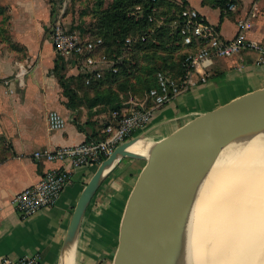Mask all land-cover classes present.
<instances>
[{
  "label": "crops",
  "instance_id": "1",
  "mask_svg": "<svg viewBox=\"0 0 264 264\" xmlns=\"http://www.w3.org/2000/svg\"><path fill=\"white\" fill-rule=\"evenodd\" d=\"M187 1L188 8L199 11L226 40L237 36V20L248 18L247 39L264 46V0H236V12H222L203 0ZM54 11L49 0H0V259L37 256L39 264H61L75 209L98 167L73 169L57 205L27 219L21 218L12 200L50 170L66 166L37 161L36 152L101 139L112 117L111 112L93 118L71 107L55 70L62 68L64 78L74 80L77 96L76 85L85 75L75 58L55 53L47 35ZM259 61L260 54L254 51L207 61L200 69L206 82H197L166 106L154 109L153 121L141 137L168 142L210 116L263 93L264 64ZM152 105L148 102L146 106ZM51 111L66 119L63 130L50 129L47 117ZM152 168L150 159L129 154L108 172L85 213L73 248L79 264H96V259L99 264L117 263L130 203Z\"/></svg>",
  "mask_w": 264,
  "mask_h": 264
},
{
  "label": "water",
  "instance_id": "2",
  "mask_svg": "<svg viewBox=\"0 0 264 264\" xmlns=\"http://www.w3.org/2000/svg\"><path fill=\"white\" fill-rule=\"evenodd\" d=\"M141 138L118 146L98 167L75 209L65 251L75 245L85 213L108 172L131 154L150 159L153 168L130 203L116 264H184L199 201L228 165L264 143V92L163 142L160 158L130 151Z\"/></svg>",
  "mask_w": 264,
  "mask_h": 264
},
{
  "label": "built area",
  "instance_id": "3",
  "mask_svg": "<svg viewBox=\"0 0 264 264\" xmlns=\"http://www.w3.org/2000/svg\"><path fill=\"white\" fill-rule=\"evenodd\" d=\"M228 11L236 12L237 5H229ZM140 12L141 7H137L136 13ZM152 12L155 13L156 9H152ZM180 18L182 24L177 34L185 47L195 49L185 57L182 77L174 79L158 73L157 86L149 91L144 106L129 114L114 111L111 121L105 126V137L85 141L75 147L36 152L34 157L37 161H57L66 163V166L50 170L41 181L13 198L12 204L22 219H27L42 209L55 207L71 182L73 169L93 165L99 167L113 155L118 146L141 136L153 121L154 109L166 106L197 82H206V76L200 73V69L207 61L232 58L245 51H254L260 54L259 62L264 64V46L247 39L248 18L237 20L238 33L232 40L224 39L218 28L206 21L196 9L184 10ZM154 20V16L150 15L149 21L153 23ZM163 24L164 19H161L159 25ZM175 25L176 23L173 24ZM51 41L57 56L75 58L79 62L82 73L87 76V85L92 79H102L106 73H117L118 65L124 58L101 55L100 52L104 48L102 39L84 38L79 32L72 31L62 23L53 26ZM145 41L146 36L130 37L126 39V46L130 50L132 44ZM148 102L153 104L152 107L146 106ZM47 121L52 131L63 130L67 126L66 119L58 111H51ZM0 264H39V259L37 256H27L14 261L4 257L0 259Z\"/></svg>",
  "mask_w": 264,
  "mask_h": 264
},
{
  "label": "bare ground",
  "instance_id": "4",
  "mask_svg": "<svg viewBox=\"0 0 264 264\" xmlns=\"http://www.w3.org/2000/svg\"><path fill=\"white\" fill-rule=\"evenodd\" d=\"M164 148L142 137L130 151L160 157ZM188 243L184 264H204L207 255L209 264H264V143L220 173L198 203ZM74 246L61 264H76Z\"/></svg>",
  "mask_w": 264,
  "mask_h": 264
},
{
  "label": "trees",
  "instance_id": "5",
  "mask_svg": "<svg viewBox=\"0 0 264 264\" xmlns=\"http://www.w3.org/2000/svg\"><path fill=\"white\" fill-rule=\"evenodd\" d=\"M176 3L172 0H114L113 5L107 9L101 8L97 14V23L94 24V32L86 36L90 40L102 39L104 48L101 50V55H106L110 58L113 56H124L121 63L118 65L117 73H106L102 79H92L89 85L86 84L87 76H82L80 82L87 88H94L95 85L104 84L107 82H119L120 80H130L135 68L134 60L148 46L158 45L160 40L168 35L173 49L177 51L179 56L178 68L176 71L161 72L171 78L180 79L184 72L183 63L185 57L195 49L191 50L182 44V39L177 31L179 30L182 21L181 13L188 9L186 1ZM211 3L214 7L220 8L222 12H229V5L235 3L236 0H205L203 4ZM178 6L179 8L173 12H168L170 6ZM141 7V12L136 13V8ZM156 9L153 13L152 9ZM136 13V15H135ZM153 15L155 20L153 23L149 21V16ZM161 19H164V24L159 25ZM176 23L175 26L173 24ZM146 36L145 42H138L130 46V50L126 46L127 38ZM85 38V37H84ZM62 68L57 67L56 75L59 77L62 87L64 88L65 96L69 98L71 107H74V102L77 99V93L72 83L74 80H66L62 74ZM157 75L155 76V84L149 88V91L157 86ZM73 88H72V87ZM118 108L114 111H121Z\"/></svg>",
  "mask_w": 264,
  "mask_h": 264
},
{
  "label": "rangeland",
  "instance_id": "6",
  "mask_svg": "<svg viewBox=\"0 0 264 264\" xmlns=\"http://www.w3.org/2000/svg\"><path fill=\"white\" fill-rule=\"evenodd\" d=\"M55 7L54 20L50 24L47 35L52 38V28L57 23H62L72 31L79 32L87 38L94 32V24L97 23V14L102 6L107 9L113 5L114 0H49ZM182 3V0H172ZM186 3L188 4L187 0ZM205 0H203L204 3ZM179 7L174 5L167 8L173 12ZM52 42V41H51ZM172 45L168 35H165L158 45L148 46L134 60L135 68L130 80L119 82H107L97 84L94 88H85L78 82L76 89L79 94L74 106L83 109L93 118L111 113L118 108L134 107L137 109L147 100V92L155 84L157 73L164 71H176L178 68V54ZM95 259V258H94ZM209 255L205 256L204 264H209ZM77 263L79 264L78 258ZM96 264L97 259L95 260ZM103 263V260H102Z\"/></svg>",
  "mask_w": 264,
  "mask_h": 264
}]
</instances>
